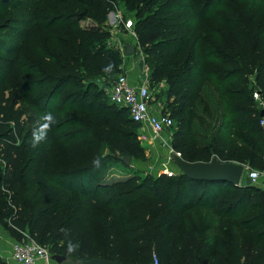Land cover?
Instances as JSON below:
<instances>
[{"label":"trees","instance_id":"obj_1","mask_svg":"<svg viewBox=\"0 0 264 264\" xmlns=\"http://www.w3.org/2000/svg\"><path fill=\"white\" fill-rule=\"evenodd\" d=\"M122 1L124 16L135 15L136 45L151 59V85L170 84V89L160 95L168 105L173 100L188 102V109L182 110L188 116V141H173V148L189 162H210L217 156L264 171V133L253 96L258 91L264 102V39L252 34L246 42L239 35L237 41L228 43L232 51L219 49V42L212 43L201 32L195 38L191 33L181 36L183 25L177 13L181 8L176 0ZM78 2L80 6L72 15L79 21L89 18L94 22L76 35L77 62L62 66L56 81L51 77L46 80L55 82L49 96H60L71 88L64 99H73L96 119L104 133H96L97 138L113 145L120 141L122 148L139 151L132 136L142 125L133 120L128 109L114 104L96 81L103 75L111 87L123 71L121 50L97 44L111 36L113 29L107 20L115 8L104 0ZM200 23L190 24L189 30L200 31ZM121 28L126 30L123 25ZM186 50L182 60L181 53ZM211 61L224 63L213 69ZM249 74H254L253 83ZM234 78L239 81L234 82ZM209 79L216 91L223 88L222 97L229 102L231 113L226 111L215 119L211 135L203 143L198 138L207 139V135L202 136L201 125L193 127V120L205 122L198 110ZM204 110L212 116L208 101ZM22 116L0 96V119L18 123L17 134L4 136L0 142V160L13 169L10 180H0V217L13 220L7 227L13 239L22 240V232H27L41 245L54 247V254L122 264H152L154 254L161 264H264V187L249 180L239 187L227 181H195L181 172L172 177L162 173L138 184L130 179L106 199L98 200L107 190L94 198L107 210L105 232L99 240L94 227L86 226L83 211V202L93 199L89 188L95 179L83 175L85 169H51L47 164L48 144L37 145L25 160L17 139L32 140L33 133L21 125ZM92 166L95 173L99 171L98 164ZM78 178L81 183L76 185ZM27 195H33L31 202ZM34 202L38 207L30 209ZM14 210L17 214L11 216ZM201 223L206 224L200 227ZM0 264L6 263L0 260Z\"/></svg>","mask_w":264,"mask_h":264},{"label":"rangeland","instance_id":"obj_2","mask_svg":"<svg viewBox=\"0 0 264 264\" xmlns=\"http://www.w3.org/2000/svg\"><path fill=\"white\" fill-rule=\"evenodd\" d=\"M104 1L109 2L110 6L115 8L114 12L124 13L122 0ZM153 1L159 3L167 0ZM176 1L181 8V10H177V13H179V21L183 25L180 30L182 37H188V33H191L195 38L201 32L212 43L219 42V49H229L230 51L233 48L228 47V43L237 41L239 35L242 39H246V42L251 39L252 34L264 39V0ZM79 6L78 0H0V96L8 99L15 109L23 113L21 125L26 131L31 134L34 130H39L41 133L46 132V138L38 145L48 144L47 164L51 169L56 172L85 169L83 175L95 179L89 188L93 199L83 202V208L85 207L83 211L85 212L86 226L92 225L100 240L105 232L104 214L107 213V210L101 207L94 198L98 197L99 191L107 190L98 200L106 199L109 193L121 190L130 179L138 184L159 176L162 163L168 159L169 151L173 148L172 142L188 141V116L182 114L183 109H188V102H181V104L175 103L173 100L168 105L160 98V95L170 89V84L163 82L160 87H157L156 84L151 85L154 94L152 103L155 108L166 114H171L175 119V126L164 135L170 141V145L160 146L158 140L154 138V133L147 127L140 129L136 135L132 136V142L139 144V151L132 152L122 148L120 141L113 145L108 140L104 142L96 137V133L104 134L99 130L96 119L83 110L79 103L76 104L73 99L69 97L64 99L71 88L66 89L60 96L55 95L50 98L49 93L55 86V82L51 80L46 82V80L51 77L56 81L58 75L62 74V66L66 68L77 62L75 57L77 53L76 35L81 29L94 22L89 18L79 21L77 16L72 15L77 12ZM124 17L126 20L133 19L136 23L134 13H129L127 17ZM109 19H114L112 12L108 17V23ZM196 22H201L200 31H190L188 26ZM118 31H111V36L105 40L106 45H104V40L97 44L106 46L108 49H120L124 57L123 66L126 65V58L131 59L138 66V75L143 78L150 76L151 59L139 46L134 56L124 55L125 45L128 43L137 44V37L126 30L125 33L129 38L125 40L124 33ZM92 45L95 46L94 43ZM79 49H82L80 45ZM186 52L187 50L181 53L182 60ZM211 62L210 68L213 67V69L221 68L224 63ZM125 70L123 68L120 74H127ZM253 75L249 74L250 83H253ZM104 77L103 75L97 77L96 81L98 87L105 89L108 95L110 87ZM233 81L237 82L239 78H234ZM204 93L205 97L199 103L198 113L205 122L200 124L197 120H193V127L201 125L200 132L202 136L207 135V139L198 138V140L206 143L211 135L215 119L221 117L226 111L230 114L231 106L222 97L223 88L216 91L211 79L205 82ZM206 101L210 104L212 116L204 110ZM47 113H51L55 121L50 130H45L42 126L44 121L41 117ZM204 124L211 125V127L208 128ZM17 131L18 123L15 119L9 121L0 119V142L4 136L11 137L16 135ZM17 141L21 147L23 158L26 160L36 146H32V140L17 139ZM98 143L99 145H97ZM112 147L115 150H112ZM177 152L179 153V151ZM123 154L133 157L130 166L119 158ZM141 155L144 158L138 159L137 157ZM95 164L100 166L96 173L92 170V165ZM22 165L23 163L20 166ZM12 170L4 160H0V180H10ZM80 179L78 178L76 185L81 183ZM246 182L245 175L243 184ZM66 183L70 184L71 180ZM261 184L262 181L256 186L261 187ZM25 198L31 202L33 195H27ZM36 203L31 204L30 209L37 208ZM16 214L17 211L14 210L11 216ZM12 221L11 218L6 221L0 217V228L8 236L10 235L7 227ZM205 224L201 223L200 227H204ZM54 250V247L49 248L50 255L54 254ZM4 255L6 254L0 253V260L6 264H13L9 263L10 259L5 258ZM52 262L50 258L45 264Z\"/></svg>","mask_w":264,"mask_h":264},{"label":"built area","instance_id":"obj_3","mask_svg":"<svg viewBox=\"0 0 264 264\" xmlns=\"http://www.w3.org/2000/svg\"><path fill=\"white\" fill-rule=\"evenodd\" d=\"M112 15H114V19H112L113 21L109 19V25L113 30H118L123 25L134 37H137L133 19L126 20L121 11L112 12ZM151 89L150 76H146L140 84H135L128 74H119L110 87L109 95L114 104L128 109L133 120L140 123L142 128L148 124L160 146L163 144L167 146L170 141L164 135L174 126V119L155 108L152 103L154 94ZM253 96L258 103L259 112H261V108L264 107L263 99L258 91H255ZM260 127L264 133V116H260ZM174 152H177L174 148L169 151L168 159L162 163L159 175L165 173L172 177L180 172L171 159ZM245 175L252 184L258 185L260 180L264 178V171L247 167ZM22 233V240L12 239L11 263L45 264L47 260H50L49 248L41 245L29 233ZM152 264H161L157 254H154Z\"/></svg>","mask_w":264,"mask_h":264},{"label":"water","instance_id":"obj_4","mask_svg":"<svg viewBox=\"0 0 264 264\" xmlns=\"http://www.w3.org/2000/svg\"><path fill=\"white\" fill-rule=\"evenodd\" d=\"M138 45L128 43L125 45V56H134L137 52ZM260 116H264V107L261 108ZM120 159L126 165L132 164L133 157L128 155L120 156ZM173 164L181 173L187 175L195 181H227L236 187L243 185V179L247 166L238 162H225L214 156L210 162H189L181 154L174 152L171 155ZM51 259L54 264H122L120 261L94 258L83 260L77 257L53 254Z\"/></svg>","mask_w":264,"mask_h":264},{"label":"crops","instance_id":"obj_5","mask_svg":"<svg viewBox=\"0 0 264 264\" xmlns=\"http://www.w3.org/2000/svg\"><path fill=\"white\" fill-rule=\"evenodd\" d=\"M118 30L121 31L122 33H124L123 38L125 40H127V38H129L128 34L125 33L126 30H121V29H118ZM118 30H116V31H118ZM125 60H126V65L124 64L123 68L126 69L125 70L126 73L129 75V77L133 83L140 84L144 78L142 76L138 75L137 64L134 63L131 59L128 60V58H126ZM147 127H149L148 124H146V126L144 128H147ZM260 181H262L261 187H264V178H262ZM207 218H209V217L207 216ZM215 221H216L215 219L212 220V222H215ZM12 239H13L12 237L5 234L2 230V228H0V253L6 254L7 256L6 255H4V256H5V258H8V259L11 258V245L13 242ZM9 256H10V258H9ZM9 263H11V259L9 260Z\"/></svg>","mask_w":264,"mask_h":264},{"label":"clouds","instance_id":"obj_6","mask_svg":"<svg viewBox=\"0 0 264 264\" xmlns=\"http://www.w3.org/2000/svg\"><path fill=\"white\" fill-rule=\"evenodd\" d=\"M41 119H42V121H44L42 126H43V128L45 130H50L51 129V125L55 122L54 121V117H53V115L51 113L44 114L41 117ZM45 138H46V132L45 133H41V132H39V130H34L33 136H32V146L33 147L37 146Z\"/></svg>","mask_w":264,"mask_h":264}]
</instances>
